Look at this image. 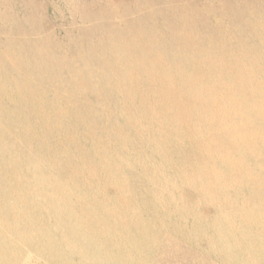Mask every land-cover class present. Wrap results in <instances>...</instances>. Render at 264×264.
<instances>
[{
    "label": "rangeland",
    "instance_id": "1",
    "mask_svg": "<svg viewBox=\"0 0 264 264\" xmlns=\"http://www.w3.org/2000/svg\"><path fill=\"white\" fill-rule=\"evenodd\" d=\"M259 24L264 0H0V264H264Z\"/></svg>",
    "mask_w": 264,
    "mask_h": 264
},
{
    "label": "bare ground",
    "instance_id": "2",
    "mask_svg": "<svg viewBox=\"0 0 264 264\" xmlns=\"http://www.w3.org/2000/svg\"><path fill=\"white\" fill-rule=\"evenodd\" d=\"M220 10V9H219ZM208 15L209 16H211V13H208ZM252 15H254V16H257V15H255V14H252ZM252 15H249V16H252ZM259 16V15H258ZM206 31V32H205ZM205 31H203V32H205V33H207L208 32V30H205ZM185 32H189L188 31V29L187 28H182L181 29V31L178 33V34H176V35H172V36H170V37H165V40H167V39H169V38H172V41L173 42H176V43H178L179 42V44L182 42V41H188L187 39H183V38H185L184 36H183V33H185ZM151 33H153V32H151ZM246 33H248L249 35H253V36H255L256 37V39H258V40H260V42H263L262 40H264V24H259L256 28H254V29H252V30H250V31H247ZM148 38H150V39H153L152 37H148ZM139 39H140V37H139ZM160 46H162V45H160ZM165 46V45H164ZM166 47V46H165ZM124 49H125V47H124ZM123 49V50H124ZM170 50V49H169ZM169 50H167V51H169ZM186 50V49H185ZM163 51V50H162ZM127 53V52H126ZM125 53V54H126ZM126 55H128V54H126ZM154 60V59H153ZM156 60V59H155ZM159 59L157 58V62H159L158 61ZM137 62H139V61H137ZM150 62V61H149ZM161 62V61H160ZM162 63V62H161ZM219 63H222V61H219ZM224 64V63H223ZM153 65H156V64H153ZM158 65V64H157ZM195 65V64H194ZM147 71V70H146ZM204 71V70H203ZM202 71V72H203ZM208 71V70H207ZM165 72H166V70H165ZM211 71H209V72H207V73H210ZM205 73H206V71H205ZM204 73V74H205ZM168 74V73H167ZM240 74V73H239ZM150 75V74H149ZM189 75H191V74H189ZM235 75H236V73H235ZM242 75V74H241ZM193 76H194V74H193ZM203 76V75H202ZM236 76H238V75H236ZM235 76V77H236ZM184 77H186V76H184ZM191 77V76H190ZM234 77V78H235ZM238 77H240V76H238ZM245 77V76H244ZM193 78V77H192ZM191 78V79H192ZM195 78V77H194ZM168 79V78H167ZM187 79V78H186ZM190 81H192V80H190L189 79V82ZM154 82V81H153ZM186 84V83H185ZM187 85H188V83H187ZM190 85V84H189ZM197 85H199V84H197ZM184 87H186V86H184ZM192 87V86H191ZM190 86H189V88H191ZM194 87H196V86H194ZM207 87V86H206ZM220 87V86H219ZM182 88V87H181ZM193 88V87H192ZM209 88V87H208ZM224 88V87H223ZM187 89V88H186ZM210 89V88H209ZM153 90V92H154V89H152ZM191 90V89H190ZM206 90V89H205ZM170 91V90H169ZM179 91V90H178ZM192 91V90H191ZM206 91H209V90H206ZM211 91H212V89H211ZM221 91H223L222 89H221ZM152 92V91H151ZM152 92V93H153ZM172 92V91H171ZM219 92H220V90H219ZM155 93V92H154ZM162 93H163V91H162ZM209 94H210V92H208ZM196 94V93H195ZM195 94L193 95V96H195ZM199 94V93H198ZM197 94V95H198ZM216 94V93H215ZM218 95V94H217ZM153 97V96H152ZM157 97V96H156ZM194 98V97H193ZM191 99V98H190ZM192 101V104H194L193 103V100H191ZM198 101V100H197ZM196 101V102H197ZM198 102H200V101H198ZM212 102V101H211ZM209 103H210V101H209ZM201 104V103H200ZM212 104V103H211ZM214 104V103H213ZM212 104V105H213ZM191 110V109H190ZM204 111V110H203ZM206 113L207 112H209L210 111V108L208 107L206 110ZM213 111V110H212ZM216 115V114H215ZM164 116V115H163ZM205 117V116H204ZM210 117V116H209ZM212 117V116H211ZM212 118H214V117H212ZM206 119V118H205ZM224 119V118H223ZM207 120V119H206ZM205 120V121H206ZM213 120V119H212ZM208 121H209V118H208ZM211 121V120H210ZM225 123V122H224ZM224 124L223 123H221V126H223ZM260 191V190H259Z\"/></svg>",
    "mask_w": 264,
    "mask_h": 264
}]
</instances>
